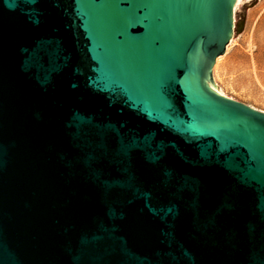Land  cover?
Wrapping results in <instances>:
<instances>
[{
	"label": "water",
	"instance_id": "95a60500",
	"mask_svg": "<svg viewBox=\"0 0 264 264\" xmlns=\"http://www.w3.org/2000/svg\"><path fill=\"white\" fill-rule=\"evenodd\" d=\"M234 1L0 0V264H264Z\"/></svg>",
	"mask_w": 264,
	"mask_h": 264
},
{
	"label": "rangeland",
	"instance_id": "374dc122",
	"mask_svg": "<svg viewBox=\"0 0 264 264\" xmlns=\"http://www.w3.org/2000/svg\"><path fill=\"white\" fill-rule=\"evenodd\" d=\"M233 32L213 72L216 86L230 98L264 111V0H239Z\"/></svg>",
	"mask_w": 264,
	"mask_h": 264
},
{
	"label": "bare ground",
	"instance_id": "6f19581e",
	"mask_svg": "<svg viewBox=\"0 0 264 264\" xmlns=\"http://www.w3.org/2000/svg\"><path fill=\"white\" fill-rule=\"evenodd\" d=\"M238 1L239 0H235L234 1V7L236 8V5L238 4ZM234 7H233V10H234ZM234 19V18H233ZM228 45V44H227ZM227 48V47H226ZM217 59V58H216ZM215 64V63H214ZM214 64H213V66H212V78H214V72H213V67H214ZM213 81V80H212ZM214 84H215V82H213ZM216 85V84H215ZM218 90H219V93L221 94V95H224V96H227V97H229L222 89H220V88H218ZM252 107V106H251ZM262 111V110H261Z\"/></svg>",
	"mask_w": 264,
	"mask_h": 264
}]
</instances>
